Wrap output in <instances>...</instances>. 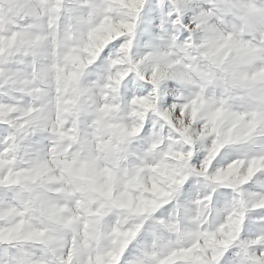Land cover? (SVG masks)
I'll use <instances>...</instances> for the list:
<instances>
[{"label":"clouds","instance_id":"obj_1","mask_svg":"<svg viewBox=\"0 0 264 264\" xmlns=\"http://www.w3.org/2000/svg\"><path fill=\"white\" fill-rule=\"evenodd\" d=\"M0 264H264V0H0Z\"/></svg>","mask_w":264,"mask_h":264}]
</instances>
